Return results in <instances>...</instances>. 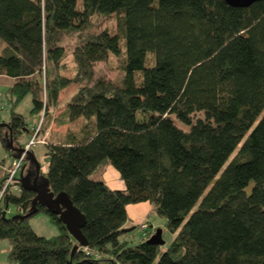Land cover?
Wrapping results in <instances>:
<instances>
[{"label": "trees", "instance_id": "16d2710c", "mask_svg": "<svg viewBox=\"0 0 264 264\" xmlns=\"http://www.w3.org/2000/svg\"><path fill=\"white\" fill-rule=\"evenodd\" d=\"M100 16L114 17L115 29L94 30ZM109 53L123 73L118 81L94 75ZM0 76L14 80L10 117L0 126L12 158L9 137L22 148L17 138L28 131L14 110L19 101L31 95L39 138L61 90L75 84L53 120L82 124L47 133L38 181L64 191L83 213L87 242L71 254L75 240L39 204L57 234H37L28 223L34 214L13 217L35 195L19 176V192L0 200L5 264H264V0H0ZM25 161L22 175L34 173L28 154ZM104 162L123 188L89 177ZM142 201L173 233L163 251L146 241L148 227L137 241L121 230L127 205ZM9 206L15 214L6 216Z\"/></svg>", "mask_w": 264, "mask_h": 264}, {"label": "rangeland", "instance_id": "374dc122", "mask_svg": "<svg viewBox=\"0 0 264 264\" xmlns=\"http://www.w3.org/2000/svg\"><path fill=\"white\" fill-rule=\"evenodd\" d=\"M96 28L94 30H98L100 28L106 27L110 30L115 29V18L112 16H100L95 21ZM76 40V35L71 34L70 36H66L64 40V44L67 48V54L63 59L66 67L62 69V72L66 75H71L74 72V64L72 61L71 50L74 46V42ZM122 71L117 68L116 57L109 53V57L105 61H98L94 63V75H103L106 78L111 80L118 81L122 77ZM14 80H11L8 77H0V123H6L10 117V106L7 101V88L11 85ZM75 84L71 83L67 87L63 88L59 94L60 103L50 109V117L48 118L50 127L48 130L41 129V137L38 139L41 142L35 143L29 149L37 162L39 163V167L43 173L47 170L48 159L45 155L46 146L44 145L47 141V133L62 134L66 130V128L70 127L72 129L77 130L79 126L82 124V119L77 121H73L70 123H64L63 125H56L53 120L56 118L59 113L63 110L65 106L66 99L70 96V94L74 91ZM32 107V99L31 95L27 94L23 97L19 103L15 106V111L22 114L25 117L26 126L28 131L22 132L18 138L17 142L24 146L29 138L31 137L30 129L33 128L39 120V116L36 114H31L30 109ZM42 115L40 116V118ZM40 128L42 125L39 126ZM5 133V131H3ZM6 136V135H4ZM28 150V151H29ZM12 156L10 153L2 146L0 140V176L4 173V168L11 162ZM26 162V161H25ZM29 164L27 165L28 168ZM36 165L33 167H29L31 170H36ZM24 169V167H23ZM29 169V170H30ZM26 175V174H25ZM33 175H29V179L31 180ZM89 177L94 180H101L107 183V185L111 188H123L124 182L120 178L118 171L115 169L113 165L109 162H104L97 170L92 172ZM128 214L130 215V219L128 220L127 225L123 227H132L131 230L125 232V236L130 239H134L137 241L143 236H145V228L148 227V232H150V236L154 233V231L159 228L161 230V237L163 239V243L160 244V251H163L168 244L170 243L173 233H171L165 224V218L160 217L156 212V207L153 203L148 201H142L137 203H130L126 207ZM15 214V209L13 206H9L6 211V216H11ZM28 223L31 228L39 235L44 236H52L59 232V228L56 224L51 222L48 216L44 212H37L31 217L28 218ZM149 236V237H150ZM148 237V238H149ZM9 249V242L7 239H0V264L6 263V256Z\"/></svg>", "mask_w": 264, "mask_h": 264}, {"label": "water", "instance_id": "95a60500", "mask_svg": "<svg viewBox=\"0 0 264 264\" xmlns=\"http://www.w3.org/2000/svg\"><path fill=\"white\" fill-rule=\"evenodd\" d=\"M227 3L233 6H247L250 3L257 0H225ZM0 126H7L6 123H0ZM8 146L11 150L17 153L16 156L20 154L23 150L22 148H17L12 145L11 137L8 139ZM27 154L30 156L31 160L36 165V176L31 181L29 179V175L20 174V182L23 188L33 190L35 195L33 196L30 208L25 214H15L13 217H28L32 214L37 213L38 207L37 204L44 206L50 212L56 214L60 221L65 226L67 232L71 235V237L75 240V244L71 249V254L74 249L78 246H85L87 244L86 239L81 231V228L85 224V217L80 210L73 205L70 198L64 191H60L58 193L52 192L49 187L47 181H37L38 173H39V163L33 156L32 152L27 151ZM5 214V211L2 212V215ZM132 227H122V231H129ZM149 243L153 244H162L164 241L161 237V230L157 228L154 233L146 240Z\"/></svg>", "mask_w": 264, "mask_h": 264}, {"label": "built area", "instance_id": "2783aa9c", "mask_svg": "<svg viewBox=\"0 0 264 264\" xmlns=\"http://www.w3.org/2000/svg\"><path fill=\"white\" fill-rule=\"evenodd\" d=\"M38 132H39V123L32 128L31 137L29 138L28 142L22 147V151L18 156L12 158L11 162L4 168V178L2 180V185L0 189V200L4 194L11 192V193H18L19 192V185L17 183V179L20 176L23 167L25 165V156L27 151L37 142H41L38 139ZM146 229V228H145Z\"/></svg>", "mask_w": 264, "mask_h": 264}, {"label": "flooded vegetation", "instance_id": "af4514ba", "mask_svg": "<svg viewBox=\"0 0 264 264\" xmlns=\"http://www.w3.org/2000/svg\"><path fill=\"white\" fill-rule=\"evenodd\" d=\"M24 171V169L22 170V172ZM29 174L28 175H33L32 178H31V181L34 179V177L36 176V170L34 173H31V171L28 172ZM38 179V178H37ZM38 181V180H37Z\"/></svg>", "mask_w": 264, "mask_h": 264}, {"label": "crops", "instance_id": "0c3cea01", "mask_svg": "<svg viewBox=\"0 0 264 264\" xmlns=\"http://www.w3.org/2000/svg\"><path fill=\"white\" fill-rule=\"evenodd\" d=\"M0 77H1V76H0ZM3 77H7V76H3ZM8 78H10V77H8ZM10 79L13 80L12 78H10ZM127 222H128V221H127ZM124 225H127V223H125ZM124 225H123V226H124Z\"/></svg>", "mask_w": 264, "mask_h": 264}]
</instances>
